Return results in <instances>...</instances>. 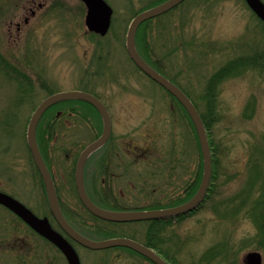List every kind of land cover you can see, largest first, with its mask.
Segmentation results:
<instances>
[{"label": "rangeland", "instance_id": "obj_1", "mask_svg": "<svg viewBox=\"0 0 264 264\" xmlns=\"http://www.w3.org/2000/svg\"><path fill=\"white\" fill-rule=\"evenodd\" d=\"M129 1L135 7L143 5L142 0H107L114 8L113 21L109 33L100 36L88 30L82 0H0V52L32 80L23 88V79L0 65V189L40 215H49L60 231L36 185L40 175L27 138L34 111L50 93L85 88L109 104L113 131L122 143L118 160L128 158L123 164L132 173L129 178L136 179L139 172H144V179L151 176L150 186L147 180L138 187L127 182L120 199L130 206L150 204L157 195L173 199L196 178L203 180L202 149L187 114L127 51ZM150 26L155 31L147 35L149 53L201 110H207L202 95L213 73L234 59L258 58L219 82L212 142L208 135L213 164L206 198L192 212L157 227L138 221L117 229L94 220L73 181L75 159L93 133L85 122H75L76 116H66L70 122L63 138L57 134L58 125L54 127L48 161L71 223L94 239L106 236L100 227L140 240L150 232L153 243L175 255L177 264H247L250 251L261 252L264 264V22L245 0H187L180 11L166 12ZM140 141L143 154L137 159ZM170 162L176 170L167 179ZM71 206L79 210L71 212ZM11 220L0 206V264H21L22 259L39 264L45 255L49 264H66L54 244L21 226L2 238L13 229ZM70 240L83 264H144L118 247L91 249Z\"/></svg>", "mask_w": 264, "mask_h": 264}, {"label": "water", "instance_id": "obj_2", "mask_svg": "<svg viewBox=\"0 0 264 264\" xmlns=\"http://www.w3.org/2000/svg\"><path fill=\"white\" fill-rule=\"evenodd\" d=\"M87 7L86 25L92 32H96L102 36H105L112 25L114 9L107 0H82ZM183 0H166L165 2L158 4L154 7L146 9L140 12L131 21L127 35H126V47L130 57L148 76L154 79L156 82L164 86L169 92H171L186 108L191 116L195 128L198 133L202 155L204 160V174L200 188L196 194L187 202L167 207L158 208L152 210H109L97 205L88 195L84 172L85 165L88 157L100 148L108 140L112 130V122L110 113L101 99L95 94L87 92L85 90H67L53 93L46 97L34 111L32 118L28 125L27 138L28 144L31 149L32 155L35 159L40 173L46 185V190L51 206L52 213L61 226V228L74 240L80 244L91 249H105L114 246H126L139 253H142L155 261L158 264H168L153 248L142 244L141 242L129 238L126 236H116L104 239L91 238L76 227L67 219L59 203L58 195L56 192L55 184L50 172L49 167L43 157L40 150L37 129L39 123L48 108L54 104L69 100L80 99L92 103L100 112L103 119V133L95 141L88 144L81 152L77 166H76V182L79 192V196L82 202L87 208L96 216L106 220L116 222H130L140 221L148 219H162L171 216L177 217L182 214H188L197 209L198 206L204 201L207 195L209 182L212 173V152L208 139L207 129L205 123L192 99L184 92V90L176 84L169 77L160 72L152 64H150L139 52L137 47V29L142 22L157 16L165 11H168L172 7L176 6ZM252 10L264 20V1L263 0H246ZM0 203L7 206L19 216H21L29 225H31L41 235L46 237L49 241L55 244L66 256L69 264H82L80 255L76 250L73 243L59 230H57L50 221L48 216L40 217L33 212L26 204L14 197L13 195L0 190ZM247 264H263V256L259 251H250L246 255Z\"/></svg>", "mask_w": 264, "mask_h": 264}, {"label": "flooded vegetation", "instance_id": "obj_3", "mask_svg": "<svg viewBox=\"0 0 264 264\" xmlns=\"http://www.w3.org/2000/svg\"><path fill=\"white\" fill-rule=\"evenodd\" d=\"M166 0H142L143 5L139 6V7H135V4L133 1H129L128 2V9L129 12L132 14V19L135 18V16H137L140 12L149 9L151 7H154L158 4H161L163 2H165ZM187 0H183L181 1L179 4H177L176 6H174L173 8H171L170 10L166 11H172V10H179L183 7V5L186 3ZM264 1V0H263ZM182 6V7H181ZM179 8V9H178ZM251 9V8H250ZM252 10V9H251ZM253 11V10H252ZM164 12V13H166ZM164 13H161L153 18H150L148 20H146L145 22L141 23V25L139 26V28L137 29V33L141 32L145 35H150L154 33V28H152L150 26V24H147L146 22L148 21H153L156 20L158 18H160L162 15H164ZM254 13V11H253ZM255 14V13H254ZM256 15V14H255ZM257 16V15H256ZM131 19V20H132ZM262 22H264L263 20H261ZM21 28V24L18 23V29ZM163 74L164 71H161ZM166 75V74H165ZM170 79H172L175 83H177V81H175V79L169 77ZM184 91L185 89L179 84L177 83ZM80 90H86L85 88L80 89ZM90 92V91H89ZM93 93V92H91ZM186 93V91H185ZM95 94V93H93ZM187 94V93H186ZM99 99H101L103 101V103L106 105L110 116H111V122H112V130H111V134L110 137L108 138V140L105 142V144H103L100 148H98L96 151H94L87 159L86 161V165H85V172H84V179H85V185H86V189L88 192V195L90 196V198L93 200V202H95L97 205L105 208V209H109V210H117V211H121V210H152V209H158V208H167V207H172V206H176V205H168L171 203V201H175L176 200V196L173 199H160V197H158L159 195L154 196L156 198H154L152 200V202L150 204L147 205H135V206H130L127 202V199H120V196L122 195V193H124V190L126 189L128 183L129 182L131 185H133V187H138V185H143L145 184V180H147V185H151V176L144 179V172L142 173H137V178L133 179V178H129L130 175L132 174L131 172H128V167L126 166V161H128L127 157H122L118 160V154H120L121 152H119V150L117 149L120 145H122V143L120 144L119 141L117 140L116 135L114 134V119H113V113L111 111V108L109 106V104L100 96H98L97 94H95ZM173 97L174 95L171 94ZM188 95V94H187ZM75 106H69L67 103H63L61 101L58 102L59 106L57 107V109L55 110L56 115L58 117H61L60 122H58V127H59V134L58 136L63 138L65 136V131H66V126H67V122H70L69 118H66V116H76V120L75 122H85L88 125V131L91 133H93V139L91 142L95 141L96 139H98L102 133H103V119L102 116L99 112V110L90 102L85 101V100H80V99H75ZM73 101V102H74ZM84 112H86L84 114ZM99 113V116H97V113ZM97 118V119H96ZM73 121V120H72ZM97 121H101L102 123V130L99 132L96 129L95 126V122ZM90 142V143H91ZM89 143V144H90ZM86 147V146H85ZM84 147V148H85ZM81 149L78 153L77 158L75 159L76 161V166H77V162L79 159V156L81 154V152L84 150ZM137 150L138 152V157L137 159H141L142 154H143V147L141 146V141L138 142L137 144ZM44 156V155H43ZM67 158L69 159H73L71 152H67L66 154ZM44 159L50 169L54 184H55V188H56V192L58 195V199H59V203L60 206L62 208V211L64 212V214L66 215V217L69 219L70 222H73L66 214L67 209L66 206L63 204L62 199H61V195H60V190H61V185L58 182L56 176L54 175L52 168H51V164L49 163V161L46 159V157L44 156ZM134 158H132L133 161ZM136 159V160H137ZM131 161V162H132ZM126 163V164H123ZM171 166V168H169L168 177L166 176L167 179L171 178L172 173L174 172L175 169V162L172 163L170 162L169 167ZM90 170V171H89ZM176 170V169H175ZM87 173V174H86ZM157 175H159L158 172H156ZM39 175L40 178L37 179L36 181V185H39V188H41L43 194H44V204L48 203V207L50 209V212L52 213L51 210V206H50V202H49V198H48V194H47V190H46V185L45 182L43 180V177L39 171ZM149 176V175H147ZM74 177V186L78 192V188H77V182H76V167H75V172L73 174ZM154 176H152L153 178ZM198 179L196 178L195 181L193 182L194 185L197 182ZM139 182V184H138ZM169 183V182H168ZM193 185V184H192ZM191 183H189V187L192 186ZM153 186V185H152ZM159 187V184L155 185L154 190H157ZM186 190V189H185ZM79 195V192H78ZM15 196V195H14ZM17 197V196H15ZM80 197V196H79ZM18 198V197H17ZM19 200H21L24 204H26L33 212H35L38 216L40 217H44V216H49V215H40L36 210L32 209V207L30 205H28L25 201H23L22 199L18 198ZM81 199V198H80ZM40 201V202H39ZM39 201L37 202L38 206L37 208L41 209L43 208L42 206V201H41V196H39ZM124 201V202H123ZM184 203V202H183ZM182 204V203H180ZM177 204V205H180ZM83 208L88 211L89 213V209L87 208V206L83 203ZM1 207L5 208L6 210L9 211V215L10 218L12 219L11 223H9L10 226L13 227V229L6 234V237H2L4 239L8 238L7 236H9L10 234L15 233L16 229L23 227L25 228V230H28L30 233H34L38 236L44 237L43 235H41L38 231H36L31 225H29L21 216H19L16 212H14L13 210H11L10 208H8L7 206L0 204ZM75 210H79L76 207L71 206L70 211L74 212ZM91 212V211H90ZM92 213V212H91ZM53 216V213H52ZM50 217V216H49ZM53 218L55 219V217L53 216ZM94 220H96L94 217H92ZM51 220V217H50ZM106 223L111 224V225H115L117 226V229L123 228L126 224H130L133 222H115V221H109V220H104ZM143 221H147V222H151L153 223L156 227L158 226L157 224L163 223V222H170V221H174V220H170L169 218H165L162 220L159 219H155V220H141V222ZM52 222V220H51ZM138 222V221H137ZM140 222V221H139ZM74 223V222H73ZM53 224V222H52ZM75 226V224H73ZM76 228H78L77 226H75ZM13 232V233H12ZM62 232L64 234H66L63 230ZM67 235V234H66ZM153 235V234H152ZM150 234V232L147 235V239L145 240H140L137 239L134 236H130V235H125V234H116V236H126L129 238H133L139 242H141L142 244H145L151 248H153L155 251L158 252V254L168 263V264H177L176 263V257L175 255L171 254L170 252H164L162 249H160L157 246H153V244H151L150 239L153 240L154 236H152ZM1 237V235H0ZM45 238V237H44ZM46 239V238H45ZM47 240V239H46ZM151 244V245H149ZM114 247H118L120 249H124L126 251H128V253H130L131 255L135 256V258L139 259L140 261H142L144 264H158L155 261H153L152 259H150L149 257H147L146 255L139 253L129 247L126 246H114ZM63 255V253H62ZM64 256V255H63ZM66 264H69L67 258L64 256ZM22 259V258H21ZM56 259V258H55ZM54 260V258L52 259ZM58 260V259H57ZM21 264H25V262H23L20 260ZM82 262V260H81ZM39 264H49L46 255L42 256L40 258ZM50 264H59V263H53L51 262ZM83 264V263H82ZM97 264H108L106 261L105 263H97Z\"/></svg>", "mask_w": 264, "mask_h": 264}, {"label": "trees", "instance_id": "obj_4", "mask_svg": "<svg viewBox=\"0 0 264 264\" xmlns=\"http://www.w3.org/2000/svg\"><path fill=\"white\" fill-rule=\"evenodd\" d=\"M146 23L150 24V21L149 22L147 21ZM147 39H148L147 35H145V34H143L141 32L137 33V46H138V49H139L140 53L142 54V56L150 64H152L158 70L163 71L162 68L160 67V65L158 64L157 60L154 59L153 56L149 53L150 47L148 45ZM250 59H252V60H250V61L247 60L248 62H246V57H240V58L234 59V60L230 61L229 63H227L226 65H224L223 67H221L218 71H216L215 73H213L210 76V78L208 80V83H207V86H206V89H205V93L202 95L203 98L207 101V110H201L199 108V106H198V103L193 99L191 94L187 90H185L186 93L188 94V96L195 103L197 109L199 110L200 115H201V117H202V119H203V121L205 123V126H206V129H207V132H208V135H209V138H210L211 142H212L211 137L213 135L210 133V130H212L211 128L214 125V123L217 121V118H218L217 109H216V101H217L219 82L223 78H225V77H227L229 75H234V74H237L238 72H240L239 68L244 67V66H246L249 63L254 64L258 58L257 57H251ZM0 65H3L7 70L15 71V73H16L15 76H17L16 78L18 80L23 79V80H21V81H23V82H21L23 84L22 85L23 88H24V86L27 87L26 83H28V85H32V80H31V78H29V76H27L28 74L22 73L21 71H19V68H17L15 66V64L8 62V60L1 54V52H0ZM9 73L11 75L13 74V72H9ZM25 90H26V88H25ZM50 94H52V93H50ZM174 99L176 100L177 104L187 114V116H188V118H189V120H190V122L192 124V127H193V129L195 131V134H196V137H197V140H198V143H199V148H200L201 146H200L198 133H197V130L195 128V125L193 123V120H192L191 116L189 115L188 111L183 106V104L175 96H174ZM74 100L75 99H69V100H64L62 102L63 103H67L69 106H75L74 104H75L76 101H74ZM58 106H59V103H56L55 105L51 106L44 113L43 118L41 119V121L39 123V126H38V129H37V139H38V142H39V146L41 148V151H42L43 155L46 157L47 160H48V144H49L50 140L53 138V134L55 132L54 131V127L56 125H58L57 123L60 122V119H61V117H58L56 115V112H55V110L57 109ZM85 113L86 112H84V114ZM96 113H97V116H99V113L98 112H96ZM95 126H96V129L99 132L102 130L101 121L95 122ZM202 164H201V167L203 166ZM256 167H258V166H256ZM202 171L203 170H201V172ZM201 172H200V179H201ZM200 183L201 182L198 179V183H196L195 185L193 184L192 186L186 188V190H183V191L179 192V194L176 196V200L173 201V202L171 201V203L168 204V205H171V206L172 205H177V204H180V203H183V202H186V201L190 200L196 194V192L198 191V189L200 187ZM261 202L260 203L258 202L260 207H261ZM66 214L71 220H73L68 212H66ZM89 214H91V216L94 217L96 220L106 223L104 221L105 219L94 215L90 211H89ZM261 217L264 218V213L261 214ZM259 219L260 218H257V220H259ZM85 222L86 221H84V224H85ZM263 226H264V224H263ZM78 229L83 231L81 228H78ZM100 229L102 231H104V232H107L106 236L104 238L116 236V234H118V233H116V231H111L110 232V231L102 229L101 227L98 228V230H100ZM152 236H154V235H152ZM149 240L151 241L150 243L153 244V246H157L156 244L153 243L154 238H153V240L149 238ZM151 244H149V245H151Z\"/></svg>", "mask_w": 264, "mask_h": 264}]
</instances>
